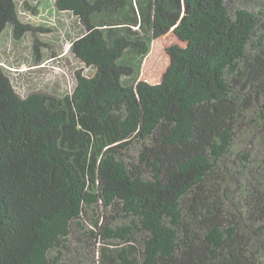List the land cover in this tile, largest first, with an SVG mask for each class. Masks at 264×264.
Listing matches in <instances>:
<instances>
[{"label":"trees","instance_id":"trees-1","mask_svg":"<svg viewBox=\"0 0 264 264\" xmlns=\"http://www.w3.org/2000/svg\"><path fill=\"white\" fill-rule=\"evenodd\" d=\"M54 6L95 72L21 98L0 64V264H60L95 207L125 223L94 264H264V0ZM8 26L33 31L0 0Z\"/></svg>","mask_w":264,"mask_h":264},{"label":"rangeland","instance_id":"rangeland-1","mask_svg":"<svg viewBox=\"0 0 264 264\" xmlns=\"http://www.w3.org/2000/svg\"><path fill=\"white\" fill-rule=\"evenodd\" d=\"M15 1L20 23L29 25L33 31L16 39L8 26L2 35L0 64L14 90L21 98L33 93L58 98L71 94L77 72L84 77H92L95 72L72 53L73 42L85 34L84 26L72 13L58 11L55 0ZM136 152L137 147L133 146L128 154L134 156ZM96 221L104 229H115L125 223L116 213H101L95 207L80 221L81 226L71 228L66 248L59 256L60 264H94L101 260V245L111 249L123 242L99 236L94 227Z\"/></svg>","mask_w":264,"mask_h":264}]
</instances>
